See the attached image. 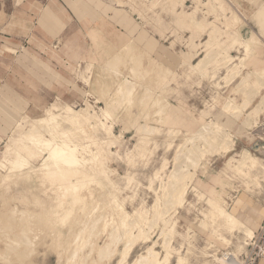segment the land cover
I'll list each match as a JSON object with an SVG mask.
<instances>
[{
  "label": "rangeland",
  "instance_id": "374dc122",
  "mask_svg": "<svg viewBox=\"0 0 264 264\" xmlns=\"http://www.w3.org/2000/svg\"><path fill=\"white\" fill-rule=\"evenodd\" d=\"M71 1L74 7L71 10L56 1L57 7L47 5L55 10L57 17L61 11L69 19L70 15L78 18L64 29L63 35L52 40L45 34L55 33L53 25L37 21L46 5H41L37 0H24L23 4H18V0H0V151L4 142H25L22 135L12 133L18 119L23 116H45V109L51 104H69L93 119L106 116L107 108V121L115 137L110 138L107 150L102 145L99 147L102 158L101 169H97L107 186L101 188L94 182L92 185L89 183L87 190H83L86 194L85 208L81 209L79 203L71 217L61 224L53 210L50 211L54 209L59 192L56 185L40 172L42 155L32 157L23 170L0 168V264H19L21 261L20 264H69L72 252L78 255L77 261L87 258L84 264L99 263V249L110 247L108 240H105L106 235L99 230L102 225L113 223L120 211L132 213L136 209H143V215L150 220L156 198L162 193L160 186L166 181L164 171L168 172L178 165L177 168H187L184 206L176 210L175 207L164 209L168 210L164 213L167 224L159 219L154 222L152 218L150 225L144 226L149 238L139 239L123 261L125 264H142L135 259L145 254L147 245H154L155 250L164 256L163 242L167 239L163 233L167 235L168 227L174 224L177 231L174 238L167 235L168 239L171 238L169 243L173 245L170 247L171 264H207V261L216 264L210 253L217 252L221 256V253L234 247L226 248L219 242V238L210 232L212 228L203 215L212 207V203L217 204L214 199L216 186L212 188L213 174L224 170L225 181L232 184L230 195H233L234 190L245 187L243 178L235 175L229 160L241 161L246 148L252 154L264 157L246 144L241 149L239 143L245 136L242 131L247 130L241 126H245L251 118L256 120L261 111L259 105L251 106L246 110L245 118H242L243 110L250 105L253 97L260 90L264 93V6L257 11L259 4L256 0H160L155 8L149 9L147 0H98L103 5L96 0ZM114 8L120 11L115 12L114 18L112 16L114 20L107 19L105 15L108 12L113 15ZM183 11L190 13L187 20L192 21L191 26L184 22L177 23L179 13ZM232 15L236 17V22L228 29L236 30L239 40L242 41L251 32L255 34L257 47L246 55L234 43H224L214 48L217 41L224 39V34L216 39L210 37L208 28L201 30L195 26L196 20H209L212 21L209 27H219L223 32L227 30L226 22ZM58 25L66 26V23L63 21ZM4 46L11 50H6ZM228 54L231 55L230 63L233 62V74L228 81L222 80V89L216 90L215 85L224 71L222 58ZM183 55L192 58L185 61ZM204 56V67L191 68L192 63ZM239 56L243 58L239 59ZM35 57L37 63L33 61ZM241 95L246 96L239 102L243 108L237 116L230 113L232 118L229 119L231 116L224 115L226 112L222 106L225 101L238 102L237 97ZM262 99L263 96L261 103ZM262 111L264 113V107ZM210 120L219 122L224 127L223 131L232 136V150L227 153H206L205 140L199 133L203 123ZM87 133L92 136L88 129ZM74 136L75 140L87 142L82 134L76 133ZM181 144L183 147L179 155L175 147ZM90 149L95 150V146L90 145L84 156L88 157ZM141 150L144 157L127 159V156H134ZM188 160L194 162L187 163ZM163 162H166L165 170H161ZM158 169L162 178L150 183L151 176ZM226 200L230 202L229 198ZM114 201L121 206L117 210ZM64 205L68 206L67 201ZM18 210L24 211L27 218L29 214L35 216L32 219L30 215L28 219L32 221H28L22 215L20 221L23 220V224L19 225L18 217L22 216L18 215L23 213H17ZM7 214H15V219L11 217L17 223H13L11 217L12 222L8 217L6 220ZM99 215L104 217V221L99 220ZM33 220L34 223L36 220V225ZM27 221L30 225L33 223L32 226L26 224L30 231L23 228ZM37 223L39 228H36ZM93 223L95 228L93 226L94 229H91ZM240 226L243 232L245 227L242 223ZM89 227L93 233L87 231ZM109 230L111 233L110 227ZM24 231L31 235H25ZM33 234L38 237L31 239ZM27 237H31L35 243H32V248L29 246L32 250L28 247L31 252L26 246L31 243V240L25 241ZM84 237H91L88 240L93 246L88 245L87 239L81 242L85 240ZM256 238L257 233L248 244L247 253L240 255L242 261L245 262L251 252L258 251L255 245H251ZM124 244V239H121L115 245L117 252L111 257H104L105 261L102 260L100 264H116ZM209 245L212 247L208 248ZM214 248L217 251H213ZM204 250L207 255H203ZM263 262V259H259L255 264Z\"/></svg>",
  "mask_w": 264,
  "mask_h": 264
},
{
  "label": "bare ground",
  "instance_id": "6f19581e",
  "mask_svg": "<svg viewBox=\"0 0 264 264\" xmlns=\"http://www.w3.org/2000/svg\"><path fill=\"white\" fill-rule=\"evenodd\" d=\"M257 1L259 4V6H258L259 8H257V11H258L261 8H263L264 0H256V2ZM147 2H148V4H147L148 8L153 9L160 3V0H147ZM180 2H183V0H181ZM171 7H172V4H171ZM189 14L190 13L184 12V11L180 12L179 13V20L177 21V23L180 24V23L184 22V23H187V25L191 26L190 22H192V21H190L189 19L187 20ZM256 16H257V14H256ZM260 17H262V16H260ZM259 21H260V18H259ZM211 22L212 21H209V20H200V21L196 20L195 26H197V29H201V30L208 28V32H209L210 37L214 36L216 39H218L220 36H222V34H224L222 36L224 39H222V40L220 39L219 41H217V44L215 46H213L214 48L220 47V45H223L224 43H227V44H233L234 43V44H237V47L241 49V51L243 52V55H246L247 53H250L249 51L252 52V50L256 49L257 40L255 39V36H254L255 34L253 35V32H251L246 38H244L241 41V39L239 40V36H238V33L236 30L228 29L229 27L234 25V23L236 22V17H234L233 15L230 16L229 19H227V22H226L227 30H224L223 32H220L219 27H216V26L215 27H209ZM261 24H262V22H261ZM262 26H263V24H262ZM263 32H264V30H263ZM223 48L224 47H222V49ZM217 51H218V49H217ZM224 57L222 58L224 61L223 63H225V65H223V67H224L223 75L221 76V80L215 85L217 90H220L223 88L224 83L222 84V80H223V82L228 81L229 77L232 76V74H233V70H232V66H231V64L233 62L230 63L231 55L228 54ZM183 58L185 61H189L192 58V56L183 55ZM238 58L242 59L243 57L239 56ZM220 60H221V58H220ZM207 61H209V59ZM218 61H219V59H218ZM205 63H206V56L201 57L196 63H192L191 68H193V69L200 68ZM243 79H245V78H243ZM260 79H259V81H260ZM261 81H262V79H261ZM260 84H261V82H260ZM251 91H252V89H251ZM251 94L249 95L250 97H251ZM249 96H248V98H249ZM248 98H247V100H248ZM242 108L243 107L241 106V104L239 102H235V101H232L229 103L227 101H225V103L222 106V110L226 112L224 115L229 114L228 117H230L231 115L237 116ZM107 110L108 109L105 108V115L106 116L101 117L99 119H93V118H90L89 116H87L85 113H83L77 109H74L69 104H65V105H59L58 103L51 104L48 108L45 109V116H41L38 118H28V116L21 117V119L19 120L18 124L15 127L14 132L16 134L22 135L23 138L25 139V142H20V141L4 142L3 149L0 151V154H1V156H0V168H4V169L10 170V171L12 169L13 170L14 169L23 170V168H25L31 162L32 157L42 155L41 164H40V172L45 178H47L51 182V184L56 185L58 192H59L58 198L56 199V203L53 206L54 209L52 208L50 211L53 210L52 213L54 212L56 214V216H57V218L61 224L63 222H65L67 219H69V217H71V213L73 214V210H75V208L77 206L80 205L81 209L85 208L84 206L86 205V202H85L86 194L83 193V190H85L87 188V185H90L91 183L94 182L98 186H100L101 188L107 186V184L104 182L103 178L97 172V169L99 167L101 169L100 165H101V158H102V153L99 152V150H98L99 147L102 145L107 150L108 145L110 144L109 143L110 138L115 137V134L112 132L111 127L107 121V117L109 115ZM230 113H232V114L230 115ZM231 118H232V116L229 119H231ZM223 120H225V119H223ZM227 121H229V120H227ZM149 127H152V126H149ZM143 128H144V126H143ZM223 128L221 127V124L219 122H213L211 120L206 121L205 123H203L202 128L201 129L199 128L200 129L199 134L205 140L204 141L203 139H201V141L203 140L205 145H206V153H213V152L221 153V152H225V151L233 149L234 139L232 138L231 135L224 132ZM87 129H88V131L91 132V135L93 137L88 135ZM198 132H199V130H198ZM76 133H78V135L82 134L84 136V139L85 140L87 139V142H83L81 140H79V141L75 140L74 135H76ZM201 133H202V135H201ZM98 134H101V136L99 137ZM196 136H198V135H196ZM200 136L198 137L199 139H200ZM193 137H195V136H193ZM188 138H186V140ZM188 142L190 143V141H188ZM92 144L95 146V150L92 151L90 149V151L88 153V157L84 156V153L85 152L87 153V150H89V147ZM181 146L183 147L182 144L177 145L176 146L177 148L175 147V152L177 154H178V152H180L179 155H181V148H182ZM193 147H194V145H193ZM200 149H201V147H200ZM202 150H204V149L202 148ZM192 153H194V151ZM185 154H187V153H185ZM185 156H187V155H185ZM136 157H144V151L141 150L138 152V154H135L134 156H131V157L127 156V159L133 160ZM174 157H175V155H174ZM180 157L182 159V156H179V158ZM176 158H177V156H176ZM190 158H194V157H190ZM184 159H185V157H184ZM197 160H198V158H197ZM190 161L188 160L187 163H189ZM193 162L194 161L192 160V162H190V163H193ZM175 163H176V161H175ZM229 164H231L230 167L233 169V172L235 173V175H239L243 178L242 182H243V185L247 191L254 193V194H256V193L260 194L261 193L264 196V157L263 158L258 157L256 155L252 154L248 149H246L242 155L241 161H236L235 159L232 158L231 160H229ZM188 165H191V164H188ZM177 167L173 168L172 170H168V172L164 171V176H165L166 181H164V183H162V184L160 183L161 184L160 188H161L162 193L160 195H158L157 198L155 197L156 203L154 206L155 207L154 208L155 209L154 214L152 213L153 215L150 216V218L151 217L153 218L154 222H156V220L159 219L163 222V224H164V222L166 223L167 220H165V218H164V213L167 212L168 210H164V209H167V208L170 209L172 207H175V210H176L178 207L184 206L185 195L187 192V178H186L187 168L186 169L183 168L184 166L180 167V168H177ZM165 168H166V162H163V164L161 166V170H165ZM159 171L160 170L158 169L154 173V175L151 176V178L149 180L150 183H153V181L156 179L162 178V175L160 174ZM10 173H9V178L12 177V176H10ZM7 174H8V172H7ZM1 176H2V173H1ZM7 177H8V175L5 178L7 179ZM212 179H213V187L212 188H214V185H215L216 190H217L216 191L217 196L215 195V197H214V199L217 201V204L212 203V207L208 209V212H207L208 215H207V213L203 214V215L206 219H208L209 224L212 228L210 232H213L219 238V240H220L219 242H221V244L225 245L226 248H230L233 246L234 249H232L231 251H227L231 255L229 257H226L224 255V253H221L222 255L220 256L217 252L210 253L209 256L212 257L213 261H215L216 264H245V262L242 261L240 255L242 253H247L248 244L250 245V241H252L254 239V237L256 236V233L254 235V229L259 226L260 221L264 217V197H263V204H259L256 202L254 205H252V207L248 203L242 202V206H241L240 210L246 211L245 223H246L248 228H246L243 232H241L240 217H238L233 210H227L229 208L228 207L229 201H227L226 198H229L231 200V202L234 203V201H232V199L230 198V191H231L232 184L229 181L228 182L225 181L226 177H225V173H224L223 169H220V171H218V173L216 175L213 174ZM8 181H9V179H8ZM127 182L128 183L130 182V178L127 179ZM109 195H111V194H109ZM98 196H100V195H98ZM112 196H114V195H112ZM66 201L68 203V206L64 205V203L66 204ZM107 201H108V199H107ZM114 202H115L114 204H115L116 210L119 209L121 207L120 204H117L116 201H114ZM158 202H160V208L158 207L159 209H157ZM79 203H81V204H79ZM104 204L105 203L103 202V205ZM14 206H16V205H14ZM163 206H164V208H163ZM94 208H92V209L94 210ZM103 208H105V206ZM16 209H14V210H16ZM20 210H21V208H20ZM20 210H18L17 213L21 212ZM48 210H47V212L51 213ZM142 210L136 209L132 213L120 211L121 213L118 214L117 219L113 223L106 222V224L105 225L103 224L101 229H99L100 232H103L106 235L105 240H108V244L110 247H112V245H114V246L117 245V243L121 239H124V241H125L124 248H122V250L118 253L119 258L117 259L116 264H125L123 259L126 258L129 251L139 242V239L145 240V239L149 238L147 236V230L144 229V226L146 224L150 225V221H152V218L150 220L146 219V215L145 216L143 215L144 211H142ZM9 211H13V210H9ZM24 211L26 212L27 210H24ZM23 212H21V213H23ZM2 213H3V211H2ZM4 213L2 215H4ZM24 213L21 215H18V214L17 215L18 216L23 215L25 218L26 214L24 215ZM9 214H12V213H9ZM9 214H7L8 216L5 217L6 220H7V217L9 220L12 217L15 219V217L13 216L15 214L10 215V216H9ZM30 215H31L30 218L35 216V215L33 216V214H29V216ZM18 216H16V218ZM23 216L20 218L18 217V219H19L18 221L20 222L19 225L23 222V220H21L22 222L20 221V219H23ZM29 216H28V218H29ZM53 217H54V215H53ZM102 217L103 216H100V218L99 217L98 218H99V220L104 221V217L103 218ZM28 218L26 217L25 219L27 220ZM12 219H11V222H12ZM29 219H28V221H32ZM99 220H97V221L99 222ZM28 221L23 225V228L27 229V230L25 229L26 231H28V230L30 231V228L28 227L30 225L29 224L30 222H28ZM94 221H96V220H94ZM15 222L17 223V221L14 220L13 223H15ZM42 222H44V221L42 220ZM33 223H34V220H33ZM35 223H36V220H35ZM26 224H28V226H26ZM32 224L30 226H32ZM83 224H84V222H83ZM95 224H97V222ZM37 225L38 226H36V228H39L38 223H37ZM79 225H81V224H79ZM93 226H94V223L91 226V229L93 228ZM97 226H98V224H97ZM109 227L112 229L111 233H109L111 231V230H109ZM23 228H21V230ZM31 228L33 229V227H31ZM94 228H95V226H94ZM147 228H148V225H147ZM260 228H261V225H260ZM8 229H10V228H8ZM87 229H88L87 231H89L90 227ZM134 229H136V232L134 231ZM167 230H168L167 235L169 237L174 238L175 233H177L174 224L171 225L170 227H168ZM73 231H75V230H73ZM32 232L33 231L31 230V233ZM82 232H81V234H82ZM89 232H92V231L90 230ZM89 232H88V234H89ZM24 233H25V231H24ZM28 234H29V236L31 235L29 232H28ZM28 234H27V232L25 233V235H27V236H28ZM88 234H86V235H88ZM97 234H99V233H97ZM21 235H23L22 231H21ZM167 235L166 234L164 235V233H163V236H166L165 238L167 239L166 241L163 242L164 251L166 252L164 256L159 251L155 250L154 245H147L145 247V254L138 255L135 260L140 261L142 264H171V258H172L171 253H172V251H170V247L172 244L169 243L171 238L168 239ZM82 236H83V234H82ZM88 236H90V234ZM33 237H35L34 239H36L38 236H35L33 234L32 238L31 237L30 238L33 239ZM68 237H69V235H68ZM27 238H29V237H27ZM27 238L25 241L28 242V240L29 241L31 240L30 238L29 239H27ZM84 239L85 240H83L81 242H84V241L86 242L88 239H91V237H89L88 239H87V237L86 238L84 237ZM65 240H67V239H65ZM32 241L33 240L30 241L31 242L30 244L26 245L27 249L29 246L31 248H32V246H34L35 243H34V241L33 242ZM75 241H77V240H75ZM27 242H25V244ZM32 243H34V244H32ZM74 243H76V242H73V244ZM87 243H88V245L90 244L89 240ZM91 243H92V240H91ZM251 244L255 245V242H253ZM82 245H83V243H82ZM84 245H85V243H84ZM90 245H92V244H90ZM86 246H87V244H86ZM114 246H113V248H110V247L107 248L106 247L107 249L104 248V250H100L98 248L99 249V251L97 252L98 260L101 262L102 260H104V257H111L112 255H114L117 252V248H116V246L115 247ZM73 247L75 248L76 246H73ZM78 247H80V244ZM211 247H212V245H209L208 248H211ZM77 249H79V248H77ZM77 249H75V250H77ZM31 250L29 251V249H28L29 252H31ZM72 250H74V249L72 248ZM91 251H93V248ZM91 251H90V253H91ZM213 251H217V249L214 248ZM75 252L77 253L78 251H75ZM202 253H203V255L208 254V253H206V250H204ZM73 254H74V252H72V257H71V255L69 256V260H68L69 264H77V263L78 264H84L86 262L87 258L84 257V258H81L82 260L77 261L78 255L76 256V254L75 255H73ZM89 256H90V254H89ZM89 256L87 255L88 258H89ZM21 262H19V264ZM100 262L94 263V264H100ZM208 263L209 262L207 261V264ZM209 264H212V263H209Z\"/></svg>",
  "mask_w": 264,
  "mask_h": 264
},
{
  "label": "crops",
  "instance_id": "0c3cea01",
  "mask_svg": "<svg viewBox=\"0 0 264 264\" xmlns=\"http://www.w3.org/2000/svg\"><path fill=\"white\" fill-rule=\"evenodd\" d=\"M39 1V3L41 5H46L45 8L43 9V11H41V13L38 16V23H42L43 21L47 22L49 25H53L54 29L56 30L55 33H46L45 35L48 36L50 39L54 40L56 38H59L61 35H63L64 33V29H66V27H68V25L75 23V21H78V18H74L72 15H70V19L67 18L65 15L62 14L61 11L58 12V17L57 14L55 15V10L53 8H51L50 6L47 5H56V3H58L59 5H61L62 7H64L66 5L67 9L71 10L74 9L73 5H72V1L71 0H37ZM56 1V3H55ZM93 1V0H91ZM98 1V0H96ZM94 2V1H93ZM105 2V1H104ZM108 1H106L107 3ZM24 0H18V4H23ZM104 4L106 7H109L107 4ZM64 4V5H63ZM98 4L103 5L102 3H100L98 1ZM65 8V7H64ZM71 8V9H70ZM120 11V10H116L114 8V13L113 15H109V12L105 15L107 16V19H111L114 20V16H115V12ZM61 13V14H60ZM113 16V18H112ZM91 20H95L90 18ZM60 20V21H59ZM62 20V21H61ZM82 21H88L86 19H81ZM65 22L66 26H61L58 25L59 22ZM44 23V22H43ZM6 50H11L8 46H4ZM37 58H34V62L37 63ZM33 61H31V63H33ZM34 64V63H33ZM233 88V87H232ZM217 90V89H216ZM260 93H258L257 95H255L253 97V99L250 102V105L244 109V113L242 118H245L246 116V110H248V108H250L251 106H256L259 105L261 108L260 114L259 116L256 118V120H253L252 118L249 119L248 123L245 126H241L242 128H246L247 130H243L242 133H244L245 136H243V138H241L239 140L240 145H242L241 149L245 148L244 145H248L251 149H253L255 152H257L258 154L262 155L261 153V149L262 146H264V113H263V107H264V93H261V90L259 91ZM261 96H263V103H261ZM246 96H238L237 97V101L238 102H242V100L245 98ZM20 119H18L12 129V133H15V127L18 124ZM256 124V125H255ZM246 139V140H245ZM235 147V145H234ZM235 149V148H234ZM247 149V148H246ZM224 153H227V151H225ZM258 195V196H257ZM232 201H234V203L229 202L228 205V209L229 210H233L236 215L238 217H240L241 223L244 225L245 229L248 228L245 221H246V211L245 210H240L241 206H242V202H246L248 203L251 207L252 205H254L256 202L259 204H263V200H261L262 197H264L261 193L259 194H254L251 193L249 191H247L245 188L244 189H238V190H234V194L230 195ZM241 211V212H240ZM264 220L263 219L260 221L259 226L256 227L254 229V234L257 233V231L260 228V225L262 224ZM264 264V262L262 263Z\"/></svg>",
  "mask_w": 264,
  "mask_h": 264
},
{
  "label": "built area",
  "instance_id": "2783aa9c",
  "mask_svg": "<svg viewBox=\"0 0 264 264\" xmlns=\"http://www.w3.org/2000/svg\"><path fill=\"white\" fill-rule=\"evenodd\" d=\"M262 155L264 156V146H262V149L260 150ZM258 242H260L258 244ZM253 245V244H251ZM249 246V245H248ZM254 248H258V251L256 252H251L248 256H246L245 262L247 264H255L257 260L263 259L264 260V220L261 224V228L257 232V238L255 241V246ZM226 257L231 256L229 252H223ZM254 254V255H253Z\"/></svg>",
  "mask_w": 264,
  "mask_h": 264
}]
</instances>
